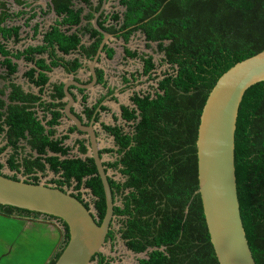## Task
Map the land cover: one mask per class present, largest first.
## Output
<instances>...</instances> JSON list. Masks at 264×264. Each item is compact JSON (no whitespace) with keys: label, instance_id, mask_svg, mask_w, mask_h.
<instances>
[{"label":"trees","instance_id":"obj_1","mask_svg":"<svg viewBox=\"0 0 264 264\" xmlns=\"http://www.w3.org/2000/svg\"><path fill=\"white\" fill-rule=\"evenodd\" d=\"M38 1L14 0L20 9L13 11L10 0H0V65L4 68L0 72V139L5 141L0 155L8 147L13 149L6 163L15 173H6L7 176L19 179L18 173L23 171L28 175L25 181L39 183L38 173L45 174L49 169L58 176L51 181L53 185L64 190L71 188V194L88 209L91 201L85 199L82 188L90 189L100 224L106 213V200L95 161L87 155L89 139L78 138L73 146L66 145L70 134L78 131L75 125L56 137V127L65 116L64 82L47 87L54 68L61 66L69 73H77L83 65L81 57L94 58L103 34L94 27L93 19L103 0H50L45 9L35 5ZM117 1L125 9L105 10L98 23L114 37L123 39L126 58H140L143 62L142 71L123 75L125 86L120 90L132 86L140 76L157 83L146 91H135L131 96L133 105L121 106L126 125L102 122L103 130L114 137L115 147L100 149V153L116 156L104 161V165L125 177L120 181L109 176L114 218L121 224L118 231L130 250L147 252L139 264H220L199 192L198 130L208 95L222 74L264 50V0ZM76 2L85 4L88 10L85 12V7ZM51 11L58 18L49 29L44 31L40 22L32 24ZM19 19L22 24L13 23ZM23 27L32 28L33 39L42 34L43 42L22 48L10 46L24 41ZM137 31L145 36L147 48L156 43L157 51L164 54L163 62L170 66L168 70L154 75V55L127 46ZM86 35L87 44L82 42ZM103 51L108 59L116 52L109 44ZM72 53L79 55L65 57ZM21 58L34 64L23 77L39 87L38 93L26 91L14 80L19 66L14 60ZM96 72L98 83L108 87L104 69L97 68ZM72 89L82 94L84 107L78 116L87 123L99 106L97 121L101 112L110 110L103 101L116 90L109 87L105 95L88 106L86 90L74 86ZM114 120L117 122L118 118L115 116ZM22 141L37 155L20 156ZM76 146L78 153L74 154ZM235 165L248 242L257 264H264V81L248 88L241 102ZM4 166L0 161V173H4ZM0 211L10 216L42 215L1 203ZM61 220L62 238L46 264H55L69 241L68 227ZM112 224L107 240L113 242L116 232ZM92 261L110 264L111 259L99 252Z\"/></svg>","mask_w":264,"mask_h":264},{"label":"water","instance_id":"obj_2","mask_svg":"<svg viewBox=\"0 0 264 264\" xmlns=\"http://www.w3.org/2000/svg\"><path fill=\"white\" fill-rule=\"evenodd\" d=\"M40 1L48 4L50 0ZM108 2L109 0H103L93 19V25L103 34V39L94 58L83 63V67H88L91 72V80L83 82L72 77L64 82L66 105L63 110L64 117L89 138L87 155L92 156L95 161L105 193L106 213L102 222L99 224L92 208L88 209L83 201L68 190L47 183L13 179L5 172L0 173L1 204L58 217L66 223L69 241L55 264H91L93 256L102 252L101 249L108 241L107 236L114 220L115 202L109 182L110 174L99 147L97 124L102 128V121H97L96 115L101 107L96 109L93 118L87 123L78 116L74 108L78 97L72 89L74 86L89 90L99 85L96 69L105 53V45H110L114 37L98 23L99 16L107 10ZM72 75L75 76V73ZM262 81L264 50L237 62L222 74L210 91L200 118L197 138L199 192L211 242L220 264H257L241 215L235 165V135L244 94L252 85ZM112 138L114 140L113 136ZM54 226L60 229L58 225ZM59 234L61 239L60 230Z\"/></svg>","mask_w":264,"mask_h":264},{"label":"rangeland","instance_id":"obj_3","mask_svg":"<svg viewBox=\"0 0 264 264\" xmlns=\"http://www.w3.org/2000/svg\"><path fill=\"white\" fill-rule=\"evenodd\" d=\"M42 8H46V3L43 1L39 2ZM11 10L17 11L20 9V6L17 5L14 0H10ZM107 9L112 10H123V7L118 3L117 0H109ZM40 10V8H39ZM46 19H51L53 12H49ZM13 23L22 24L23 20H17ZM83 41H87V36L83 37ZM82 41V42H83ZM26 42H20L18 45H14L10 43V46H18L22 48L25 46ZM125 42L123 39L113 37L110 42V46H116L117 48V55L115 58L109 60L105 57V53L103 54V61L101 63L106 68V79L108 80L109 84L116 88L118 91V97L120 100L113 101L111 109L114 111L109 113L108 118L106 119L107 123L113 124L118 123L121 125H126V122L123 121L121 118V104H131L130 96L135 91H146L150 89L151 86H156V80H148L147 76H140L138 80L135 81L132 86L126 88L124 92H120L119 89L125 86L123 83L122 77L124 74H128L131 72H139L142 71L143 62L140 58H126L123 51V46ZM132 49H138L140 53L147 52L154 55V60L157 65V69L155 74H161L164 71L169 69V64L163 62L164 54L157 51L156 43H152V48L146 47V40L141 31H137L132 37L129 43L127 44ZM2 57L0 56V59ZM20 68L18 73L15 74V79L19 83H23L25 88H29L28 82L22 76V72L24 68L21 66L23 63L19 61ZM2 67L0 65V72ZM107 89L103 87L101 84L95 86L94 88L89 89L91 92H97V97L99 98L101 95L107 93ZM93 94V93H92ZM80 96V94H79ZM96 97V98H97ZM108 100V99H106ZM122 103H121V102ZM111 111V110H110ZM117 117L118 120L115 122L114 117ZM62 124L57 126L58 127V134L63 132V129H68L69 126H72V122L69 121L66 117L62 118ZM99 147L101 149L107 147H115V142L112 136L106 134L102 128L99 127ZM62 131H60V129ZM129 127L126 126V129ZM77 133V132H75ZM86 135H83V137ZM68 144L74 145V140L69 139ZM26 144V142L24 141ZM5 141L0 139V146L4 145ZM27 145V144H26ZM25 147V146H24ZM26 149H30L29 147H25ZM74 150V149H73ZM76 151V150H74ZM75 154V152H73ZM105 160H114L116 158L115 155L104 153L103 154ZM8 155L6 151H4L0 155V160L3 161L5 164ZM6 169V168H5ZM3 169V171H5ZM109 174L112 175L115 179L123 181L125 177L119 173L117 170L109 169ZM40 181L42 183H49V185H53L51 182L54 178L58 176L54 174L53 171L47 170L45 174H39ZM21 179H28V176L25 174L18 175ZM84 197L86 200L91 201V208L95 212L94 203H93V194L91 193L90 189L83 187ZM72 189L70 188V190ZM120 201H117V204H120ZM42 219V218H37ZM121 224L119 223L117 218H114L112 228L116 232V239L112 241H107L104 247L101 249L102 253L106 254L108 258L111 259L110 264H139V259L146 257L147 252L142 253H135L130 250L125 241L122 239L119 228ZM60 239L59 230L56 226L50 225L48 222H42L39 220L29 219L28 222L25 219H21L18 217H12L10 215H1L0 213V264H46L53 254L54 250L56 249ZM91 264H96V261H93Z\"/></svg>","mask_w":264,"mask_h":264},{"label":"crops","instance_id":"obj_4","mask_svg":"<svg viewBox=\"0 0 264 264\" xmlns=\"http://www.w3.org/2000/svg\"><path fill=\"white\" fill-rule=\"evenodd\" d=\"M39 2V1H38ZM38 2H36L35 3V5H41L40 3H38ZM76 5H83L84 7H85V12L88 10V8H87V6L85 5V4H79L78 2H76ZM42 7V6H41ZM123 7V6H122ZM40 8V7H39ZM125 8L123 7V10H124ZM123 10H121V11H123ZM107 11L109 12L110 10H108L107 9ZM48 15L46 14V15H43V16H39L37 19H35L33 22H32V24H35L36 22H40L41 23V26H42V28H44V29H49L50 28V26H52L55 22H56V20H57V18H58V16H57V14L55 13V12H53V15H52V17H51V19H46V17H47ZM75 29V28H74ZM22 31H23V33H22V35H23V37H25V39H24V41H22V42H26L27 41V43H26V45H29V44H32V45H37V44H41L42 42H43V40H42V37H43V35L42 34H39L38 35V37L36 38V39H33V31H32V28L31 27H23V29H22ZM87 36V41L86 42H84L83 41V43H89V36L88 35H86ZM84 39V38H83ZM23 47V46H22ZM112 47H114L115 48V55H117V48H116V46H112ZM123 51H124V46H123ZM79 54L78 53H72V54H68V55H65V57L67 58V59H71V58H74V57H77ZM115 55H114V57L113 58H115ZM124 55H125V53H124ZM47 57V56H46ZM105 57L107 58V56H106V53H105ZM112 58V59H113ZM1 59H3V58H1ZM0 59V60H1ZM81 59V61L85 64V63H88V62H90L91 60H89V59H87L86 57H81L80 58ZM108 59V58H107ZM109 60H111V59H109ZM15 62H17L18 64H19V66H18V71H19V68H20V63H19V61H21L22 63H23V65L21 66L22 68H24V70H23V72H22V76H23V74H24V72L27 70V69H29L30 67H33L34 66V64L32 63V62H28V61H26L24 58H21V59H19V60H14ZM101 63H104V61H103V57H102V59L100 60V62H99V64H98V68H102V69H104V71H105V75H106V68L103 66V65H101ZM84 65H82L81 67V69H78V71H77V73H75V76L74 75H72V73H69V72H67L66 70H65V68H63V67H56V68H54L50 73H49V76H50V81H49V84H48V89H50L51 87H52V85L53 84H55V83H59V82H65L66 80H68L69 78H72V77H74V78H77V79H80V80H82L83 82H88V80H89V78H90V76H91V72H90V70H89V68L88 67H83ZM2 70H4V68H2ZM18 73V72H17ZM106 77V76H105ZM25 78V77H24ZM14 80L16 81V79H15V76H14ZM25 80L28 82V85H29V88L27 89V88H25L24 87V85H23V83H19V82H17L18 84H21L22 86H23V88L26 90V91H32V92H34V93H38V91H39V87H37V86H35L34 84H32V83H30L29 82V80L27 79V78H25ZM2 84H5V82H3L2 81ZM100 85V84H99ZM103 86V85H102ZM109 87H111V88H113V86H111L110 84H109V82H108V87H106V88H109ZM94 88V87H93ZM105 88V89H106ZM123 88V87H122ZM73 91H74V93L76 94V96L78 97V101L75 103V105H74V108H75V110L77 111V112H79V113H81L82 112V110H83V103H82V94H80L76 89H73ZM107 91H108V89H107ZM119 91L120 92H124V90L123 91H121L120 89H119ZM88 94H89V98H88V106H92L93 104H95L96 102H97V100L102 96H100L99 98L97 97V95H98V93L97 92H91L90 90H87L86 91ZM93 93V94H92ZM118 91H116L115 90V92L113 93V94H111V95H108L107 97H106V99H108V100H104L103 101V104L104 105H106V106H108L109 108H110V110L109 111H103V112H101V118H100V120L102 121V122H104V123H107L106 121V119H104V118H108V115H109V113L110 112H112V114H114V111L111 109V107H112V102L113 101H117V100H120V98L118 97ZM79 94H80V96H79ZM103 95H105V94H103ZM113 96L116 98V99H113ZM132 96V95H131ZM131 96H130V100H131ZM97 97V98H96ZM45 98H48V96L47 95H45ZM121 102V101H120ZM122 103V102H121ZM131 103V102H130ZM123 104H121L120 105V108H121V106H122ZM124 105H130V104H124ZM41 113V112H40ZM70 121V120H69ZM62 122L63 121H61V124H62ZM60 124V125H61ZM107 124H110V123H107ZM59 126V125H58ZM70 127V126H69ZM68 127V128H69ZM57 129H58V127H56ZM62 129L63 128H61L60 129V131H62ZM67 130L68 129H63V132L62 133H60V134H58V130H57V135H56V137H60L62 134H64V133H66L67 132ZM98 131H99V128H98ZM75 132H77V133H75ZM75 132H72L71 134H70V137L65 141V144L66 145H70V144H68V140L69 139H73L74 140V144H75V141H76V139H78V138H82L83 137V134H80L78 131H75ZM100 136V135H99ZM99 143H100V139H99ZM23 146H25V147H29L30 148V146H28V145H26L25 143H24V141H22V143H21ZM71 146H73V145H71ZM1 147V146H0ZM24 147V149H23V151H21V155L20 156H26V155H28V154H33V155H37V153L35 152V151H33V150H31V148L28 150V149H26ZM100 149H101V147H100ZM74 150H76V151H74ZM74 150H73V152H75V153H78V146H76L75 148H74ZM6 154L8 155V157L10 156V154L11 153H13V149L11 148V147H8L6 150ZM49 155H51L52 153L51 152H49L48 153ZM82 156H85V155H82ZM103 158H104V156H103ZM7 160V159H6ZM105 160V159H104ZM1 161V160H0ZM1 162H3V161H1ZM4 163V162H3ZM5 164V163H4ZM6 168V169H5ZM3 169H5V173H7V174H14L15 173V170H13V169H11L10 167H8V165L7 164H5V166H4V168ZM21 174H23V171H21L20 172ZM38 174H40V173H38ZM19 175V174H18ZM26 175V174H25ZM26 176H28V175H26ZM12 216V215H11ZM12 217H18V218H21V219H25V221L26 222H28V220L29 219H31V217H26V216H20V215H18V216H16V215H13ZM50 225H53L52 223H50V222H48ZM59 241H60V239H59ZM59 244V243H58ZM57 247H58V245H57ZM56 247V248H57Z\"/></svg>","mask_w":264,"mask_h":264},{"label":"flooded vegetation","instance_id":"obj_5","mask_svg":"<svg viewBox=\"0 0 264 264\" xmlns=\"http://www.w3.org/2000/svg\"><path fill=\"white\" fill-rule=\"evenodd\" d=\"M116 38V37H115ZM87 91V90H86ZM85 91V92H86ZM87 93V92H86ZM79 113V112H78ZM84 120V119H83ZM85 121H87V120H85ZM113 124H115V123H113ZM98 127V126H97ZM100 127V126H99ZM103 130V129H102ZM104 131V130H103ZM99 132V131H98ZM105 132V131H104ZM106 134H108L107 132H105ZM81 134V133H80ZM83 135H86V134H83ZM109 135V134H108ZM111 136V135H110ZM82 138H88L87 137V135L86 136H84V137H82ZM89 139V138H88ZM106 162L107 161H109V160H105ZM0 213H1V215H7V214H5V213H3V212H1L0 211ZM13 216V215H12ZM44 217V214H42L39 218H43ZM50 220H52V222L51 223H53V222H57V224H55V223H53L54 225H58V226H60V225H62V222H60V218H58V217H54L53 218V216H50V217H48ZM31 219H33V220H38L36 217H34V216H32V218ZM45 221H48L47 219H44ZM62 221V220H61ZM61 223V224H60ZM109 241V240H108Z\"/></svg>","mask_w":264,"mask_h":264},{"label":"built area","instance_id":"obj_6","mask_svg":"<svg viewBox=\"0 0 264 264\" xmlns=\"http://www.w3.org/2000/svg\"><path fill=\"white\" fill-rule=\"evenodd\" d=\"M18 174L21 175V173H18ZM42 219H47L49 222H52V220H50L48 217L47 218L43 217ZM56 224H57V222H56Z\"/></svg>","mask_w":264,"mask_h":264},{"label":"clouds","instance_id":"obj_7","mask_svg":"<svg viewBox=\"0 0 264 264\" xmlns=\"http://www.w3.org/2000/svg\"><path fill=\"white\" fill-rule=\"evenodd\" d=\"M45 3V2H44ZM52 12H54V11H52ZM44 31L46 30V29H44V28H42ZM145 37V36H144Z\"/></svg>","mask_w":264,"mask_h":264}]
</instances>
